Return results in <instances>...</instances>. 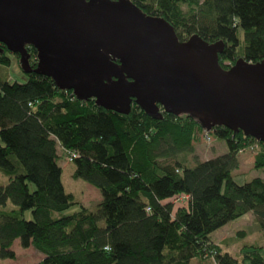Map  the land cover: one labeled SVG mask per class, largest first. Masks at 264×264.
<instances>
[{"label": "trees", "instance_id": "obj_1", "mask_svg": "<svg viewBox=\"0 0 264 264\" xmlns=\"http://www.w3.org/2000/svg\"><path fill=\"white\" fill-rule=\"evenodd\" d=\"M132 1L169 21L181 40H223L224 68L239 58L264 60V0ZM0 48V175L7 178L0 179V259H15L19 240L42 253L34 264H264L263 247L243 246L236 258L211 237L249 212L264 232V178L232 177L246 152H254V168L264 167V142L223 125L208 131L189 113L153 118L135 102L128 114L107 110L49 76L25 73L20 56ZM28 51L36 66L37 50ZM14 58L23 82L3 71ZM201 133L223 140L227 151L198 158ZM61 157L99 190L94 208L80 202L56 215L77 203L64 188Z\"/></svg>", "mask_w": 264, "mask_h": 264}, {"label": "water", "instance_id": "obj_2", "mask_svg": "<svg viewBox=\"0 0 264 264\" xmlns=\"http://www.w3.org/2000/svg\"><path fill=\"white\" fill-rule=\"evenodd\" d=\"M1 43L25 73L79 100L122 114L135 102L153 118L189 113L208 131L223 125L264 142V60L224 68L223 40H181L132 0H0Z\"/></svg>", "mask_w": 264, "mask_h": 264}, {"label": "rangeland", "instance_id": "obj_3", "mask_svg": "<svg viewBox=\"0 0 264 264\" xmlns=\"http://www.w3.org/2000/svg\"><path fill=\"white\" fill-rule=\"evenodd\" d=\"M240 37L243 39V31H240ZM228 64V62H225ZM7 72L10 79L13 81L23 82L25 81V74L18 65L17 60L14 58L11 65L3 69ZM200 141L195 144V154L200 159H207L215 157L219 154L227 151L226 143L223 140L218 139L214 134H211V139L205 138L204 133L200 134ZM61 153V152H60ZM254 152H246L240 156L241 164L238 169L232 172L233 180L238 183L250 181L254 177L264 178V167L256 169L253 166V158L251 156ZM193 155H183L182 160L190 165L194 164ZM245 157V158H244ZM59 164L62 166V182L66 192L71 193L76 204L69 209L56 213V215L70 214L80 209L81 204L94 208L101 199L99 190L80 178L74 177L75 165L68 161L66 158L61 157ZM2 175V174H1ZM0 175V179L3 183L7 182V178ZM176 205L182 204V199H173ZM81 202V204H80ZM26 217H30V213H26ZM245 231L246 235H240V231ZM212 240L219 243L224 250L229 252L233 257L240 258V250L246 245H258L264 248V232L260 228L258 222L255 220V216L252 212H249L235 220L228 222L223 227L217 229L211 234ZM13 249L16 252L15 259H0V264H34L43 258L41 252L34 247L23 248L19 240L15 241Z\"/></svg>", "mask_w": 264, "mask_h": 264}, {"label": "crops", "instance_id": "obj_4", "mask_svg": "<svg viewBox=\"0 0 264 264\" xmlns=\"http://www.w3.org/2000/svg\"><path fill=\"white\" fill-rule=\"evenodd\" d=\"M212 158V157H211ZM245 158V157H244ZM251 158H253L252 160H253V162H254V154L251 156ZM207 159H209V158H207ZM253 164V163H252Z\"/></svg>", "mask_w": 264, "mask_h": 264}]
</instances>
